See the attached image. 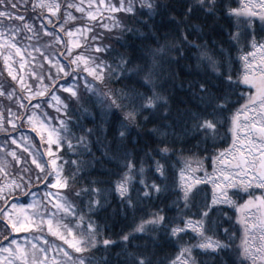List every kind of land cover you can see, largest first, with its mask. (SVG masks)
<instances>
[{"label": "snow or ice", "instance_id": "snow-or-ice-1", "mask_svg": "<svg viewBox=\"0 0 264 264\" xmlns=\"http://www.w3.org/2000/svg\"><path fill=\"white\" fill-rule=\"evenodd\" d=\"M28 3L32 4L33 11L40 10L38 18L43 17L45 10L48 13L47 18L41 19L40 30L28 23L24 16L7 10L9 7L12 9L23 7L27 10ZM0 6H2L0 19L22 22L15 28L9 27L10 36L0 32V38H3L0 48L15 49L16 55L21 56V49L16 44L17 35L24 31L32 33L38 39L42 30L44 36L51 38L47 47L50 49L54 44L61 45L64 50L60 55L68 61V64H64L59 56L49 55L45 49L36 48L35 51L40 53L43 62L50 67L44 70L41 64L40 74H36V69L33 67L32 76L40 82L33 87L25 83L23 76L14 74L13 69L9 67L11 53L4 57V67L8 75L14 82L19 83L24 95L17 98L14 96V89L5 91L0 86V96L17 101V111L13 113L9 109L7 126L0 119V134H3L0 154L4 157V160L0 161V173L7 176L9 164L19 170L18 179L14 178L0 184V220L7 225L4 233H0V253L5 254L0 258V264H93L92 259L84 254L92 253L94 249L99 250L100 229L92 221L88 222L86 230L83 228L84 215L77 216L75 201L69 200L68 192L63 191L70 188L69 177L64 175L62 166L58 164V160L61 159L58 153L67 139L65 133L69 130L68 125L63 119L54 122L47 114L39 115V110L47 103L58 113L67 115L68 98H71L74 103L87 111V105L92 101V97H96L95 103L101 106V125L107 123L105 117L116 116L114 110L119 111L123 116L117 129L119 141L111 151V156L108 151L103 154L102 161L104 159L123 161L122 167L127 171L116 183V191L121 203L126 204L133 211L136 210L137 202L128 194L134 175L143 185V188L138 190L139 194L151 200L155 193L156 199H160L161 195L169 190L166 157L170 148L165 144L156 153L160 156V159L155 160V172L159 176V181L153 180L149 184L144 178L143 166L137 170L135 159L123 151L122 143L129 134V127L138 124L140 115L155 109L159 100L167 103L161 94V81L165 76L164 65L167 64L169 69L173 64L179 65L185 56L186 43H190L189 36L183 35V39L172 46L161 45L157 38L154 41L156 47L146 46L134 62L122 54H113L111 46L103 43V34L97 33V27L108 32H112L116 27H123L120 18L116 16L108 17L116 21L113 25L103 23L104 12L130 14L134 19L147 16L148 20L143 22L147 25L157 10L167 7L166 5L156 3L155 0H119V2L87 0V4L84 0H80L79 3L69 2L64 5L54 3L52 0L48 2L27 0L23 5L15 0L11 2L0 0ZM62 7L75 9V12L81 14L76 17L68 12L65 16V22L79 20L80 26L73 25V30H69L60 25L56 32L49 31L45 27V19L50 24L51 18L56 17ZM184 7L185 20L190 19L197 11L203 10L208 15H215L217 10L224 8L227 16L235 18L237 23V30L229 32L227 47L221 46L218 51L214 50L209 54L202 46H196L201 48V57L207 59L212 74L189 84L193 103L185 112L191 123V128L188 130L202 134L207 140L209 137L215 139L220 134V130L227 126L232 136V144L218 156L213 157V174L211 176L206 174L204 180L196 179L195 183L211 181L214 191L221 190V199L214 195L213 205L225 203L236 207L233 198L243 200L244 196L241 195L243 192L250 199H247L238 211L243 212L244 209L252 207L254 201H259L258 207L264 208V192L256 196L250 191L252 188L264 190V41L257 39V28L259 33L264 35V0H256L255 3L252 0H240L238 5L225 4L224 0H193V3L185 4ZM170 22H176L177 27L182 23L176 21L175 16L171 17ZM239 25H247L251 32L247 29L241 32ZM127 31L132 32L133 29L129 28ZM58 32H63L68 40L65 41ZM31 38L33 37L30 36L29 39ZM73 49H81V51L74 53ZM20 68H24L23 63L20 64ZM52 68L56 69V75H52ZM43 71L48 72L47 77L43 75ZM61 74L64 78H70L65 79L64 84L59 83ZM173 75L171 71L168 72L169 78ZM113 80L123 83L124 87L118 90L112 88L110 85ZM80 81H83L82 90ZM58 91L68 93V97L61 98L57 95ZM83 93L88 94L87 98H84ZM44 97L47 98L39 99ZM25 100L27 103L24 102ZM52 101H55V104ZM17 120L20 124L16 123ZM22 125H27L30 131L40 138L41 143L46 144L45 152H41L40 148L34 145L35 137L20 133V138L17 139L16 132ZM96 134L94 129H87V132L79 138V143L87 146L86 140H90L91 136ZM68 147L72 148L70 141ZM237 152L239 155H236ZM228 156L232 157L231 160ZM9 157L10 161L7 159ZM73 164H77L79 168L78 161L74 160ZM218 164L223 166L216 167ZM71 179L75 180V175ZM98 185L99 181L93 180L88 186L75 191V196L82 198L81 202L87 197L89 211L104 207L101 202L103 189ZM181 188L182 196L173 202L177 208V216L169 217L161 208L153 212L149 218L142 219L134 229L139 233L154 232L157 239L162 238L160 235L162 233L167 243L178 245V251L174 258H169V264H201L196 259L198 253L194 252L197 248L215 264H247L249 260L251 264L264 262V215L257 218L253 214L251 217L244 216L237 220L244 232V239L240 245H237L235 241L238 238V230L234 227L224 228L222 237L214 231L219 226L211 220V206L204 205V210L196 219L189 217V212L186 210L195 207L197 193L192 191L193 184L185 180L183 171ZM228 188L236 191L229 193L225 191ZM18 195L27 199L21 202L16 199ZM180 199L183 201L182 204L179 202ZM69 216L74 218L76 227L67 220ZM8 228L12 233L32 230L43 233L46 229L48 235L62 241V244H54L45 236L42 240L43 246L28 241L27 243L31 245L29 250L20 246L17 239L11 238ZM189 231L195 234V237H189V240L198 237L197 242L191 246L184 244ZM257 234L259 242L253 248L248 241L249 238L256 240ZM129 239L130 234L122 236L124 242H128ZM5 241L8 242L7 246L4 244ZM102 243L104 250L107 251L114 241L103 238ZM63 245H67V248ZM68 249H72L77 255L74 256ZM50 252L53 253L51 257ZM127 264H153V260L145 253L136 252L130 254Z\"/></svg>", "mask_w": 264, "mask_h": 264}, {"label": "trees", "instance_id": "trees-1", "mask_svg": "<svg viewBox=\"0 0 264 264\" xmlns=\"http://www.w3.org/2000/svg\"><path fill=\"white\" fill-rule=\"evenodd\" d=\"M15 2L23 5L27 3V0H15ZM59 2L61 5L66 4L65 0H59ZM155 2L167 7L158 9L147 25L143 23L148 20L147 16H139L134 19L130 14L120 13L118 17L123 27H116L112 32L105 35L103 43L111 46L113 54H122L135 62L136 57L143 53L146 46L149 48L156 47L154 41L157 38L161 45L172 46L182 40L183 35L187 34L189 36L190 43H186L185 56L179 65L173 64L170 69L167 64L164 65L165 76L161 81V94L167 100V103L164 100H159L155 109H150L145 114L140 115L138 124L129 127V134L122 143L123 151H126L135 159L137 170L143 166L145 170L144 178L149 184L153 180L159 181V176L155 172V160L160 159V156L156 153L167 144L170 148V152L166 157L169 190L163 193L160 199H156L154 193L152 199L148 200L142 194H139L138 190L143 188V185L139 183L137 176L134 175L128 194L131 195L133 201L137 202L136 210L133 211L126 204H122L121 198L116 191V183L123 178L124 172L127 171L122 167L123 161L115 159H104L102 161L103 154L108 151L109 156H111V151L117 146L119 141L117 129L119 122L123 120L122 114L114 110L116 111V116L105 117L107 123L101 125V106L95 103L96 97H92V101L87 105V111L69 98L68 114H63L61 117V119L65 120L69 130L65 133L67 139L64 141L63 148L58 153L61 157L58 160V164L62 166L64 175L69 177L70 188L66 189L68 199L75 201L77 216L84 215L83 228L85 230L89 221H92L100 229L101 243L99 250L94 249L92 253L84 254L92 259L93 264H127L130 254H135L136 252L148 255L153 260V264H169V258H174L179 246L174 243H167L162 233L160 234L162 238L157 239L154 232L139 233L134 231V229L142 219L149 218L153 212L161 208L165 210L164 214L167 216H177V208L173 205V202L182 196V171L185 180L193 179L192 191L197 193L194 201L195 207L186 210L189 212V217L196 219L198 214L204 210V205H209L212 209L210 212L211 220L219 226L214 231H217L219 236H223L224 228L234 227L238 230L236 244L240 245V240L244 239L243 229L237 223V220L240 217L247 216V211L244 209L243 212H240L238 208L250 197L241 192V195L244 196L243 200L233 198V204L237 205L236 207L229 204L213 205L212 200L214 195L216 196V192L212 186L208 183H195L196 179H205L206 174L211 176L213 173V157L218 156L221 151L231 146V133L228 132L226 126L220 130V134L215 139L209 137L206 140L202 134L188 130L191 128V123L185 115V112L193 103L189 84L212 74L207 59L201 57V48L196 46H202L209 54H212L214 50L218 51L221 46L227 47L229 32L237 30L236 19L229 18L226 9L221 8L217 10L215 15H208L201 10L195 12L190 19L185 20L183 13L186 8L184 5L193 3V0H155ZM224 3L238 5L240 0H224ZM137 9H139V5H137ZM7 10L13 14H17V12L23 14L26 20L33 24L37 30L41 28V19L46 18L47 15L43 13V17L38 18L40 17V10L33 11L31 3H28L27 10L23 7L18 9L9 7ZM65 10L62 7L59 13L62 15ZM69 10L72 11V9ZM61 15L58 14L54 18L52 17L50 24L45 19V27L49 31L56 32L60 25L59 22L64 19ZM173 16H175L176 21H182L179 27H177L176 22H170ZM8 21V19L2 18L0 19V24L2 22L4 26L8 27L7 24L10 25L12 23ZM12 21L16 22V20ZM20 22L17 25L22 23ZM256 25H259L258 20ZM129 28L133 29V31H127ZM239 28L241 32L245 29L251 32L247 25H239ZM58 34L67 41L63 32H58ZM39 38L41 40H35L33 42L34 45L44 41L41 31ZM257 39L261 41L264 39V35L259 33L258 28ZM63 50L61 45L56 44L46 51L49 54L59 56L64 64H68L66 58L60 55ZM233 56H236L235 52ZM2 66L0 60V70ZM169 71L174 74L172 78L168 77ZM43 75L47 77L48 74ZM52 75H56V73L52 71ZM65 79L70 78H64L62 75L59 83L64 84ZM73 83L75 82L73 81ZM8 84L10 88L16 87L15 83L9 82ZM79 84L81 87L80 82ZM97 86L99 87V85ZM110 86L118 90L123 88L124 84L113 80ZM15 92L19 97L24 95L18 89H15ZM83 96L87 98L88 94L83 93ZM24 102L27 103V100ZM9 109L16 112L17 104L0 97V116L3 114L5 120L9 117ZM0 118L4 117L1 116ZM16 123L20 124V121L17 120ZM125 123L127 122L125 121ZM89 128L94 129L97 134L92 135L90 140H86L87 146H85L79 143V138ZM102 128L105 130L101 131ZM20 133L35 137L34 145L39 147L41 152H45V145L41 143L36 133L30 131L27 125L20 126L19 131L16 132V137ZM69 141L72 144L71 149L68 147ZM0 143H3V134H0ZM45 159L47 160L46 155ZM10 160L11 158H8V161ZM74 160L79 162V168L77 164H73ZM18 175V168H13L9 164L7 176L18 179ZM73 175H75V180L71 179ZM93 180L99 181L98 186L103 189L101 202L104 207L89 211L87 197H84L83 202H81L82 198L76 197L75 191L88 186ZM234 191L236 189L229 191V193ZM250 191L256 196L264 192L256 189H250ZM16 199L23 202L27 198L18 195ZM179 202L182 204V199ZM70 222H72V226L76 225L74 218ZM6 227L7 225L4 224L3 220H0V233H4ZM8 232L11 234V238L19 236L12 233L10 228H8ZM125 234H130L128 242L122 240V236ZM189 237H195V234L189 231L188 236L184 239L185 245L191 246L197 242L198 237L192 240H189ZM103 238H109L114 241L113 244L109 245L107 251L104 250ZM6 243L8 242L5 241L4 244ZM194 252L198 253L196 259L201 264H215L211 258L205 257L200 252V249H194ZM257 264H264V262L258 261Z\"/></svg>", "mask_w": 264, "mask_h": 264}, {"label": "rangeland", "instance_id": "rangeland-1", "mask_svg": "<svg viewBox=\"0 0 264 264\" xmlns=\"http://www.w3.org/2000/svg\"><path fill=\"white\" fill-rule=\"evenodd\" d=\"M65 1H66V3H69V2L79 3L80 2V0H65ZM37 2H39V0H37ZM45 2H48V0H45ZM52 2L60 3L59 0H52ZM84 2H85V4H87V0H84ZM94 2H95V0H94ZM117 2H119V0H117ZM252 2L255 3L256 0H252ZM68 12H71L76 17H79L81 14L78 13V12H75V9H72V11L69 10V9H66L62 15L59 12L57 13V16L59 14V15L64 17L63 21L59 22L60 25H63V27H65V29L73 30V25H75L76 27H79L81 21H79V20H68L67 22H65V16L67 15ZM44 13L47 14L46 15V18H47V16H48L47 11L45 10ZM119 14L120 13L113 14V13H109V12L105 11L104 12V18H103V23L108 24L109 26L113 25L114 23H116V21H114L113 19H109L108 17H111V16L118 17ZM19 15L23 16V14H19ZM8 22H12L10 25L7 24L8 27L4 26L2 24V22H1V24H0V32H4L7 36H10L11 33L9 31V27L15 28L16 26H18L17 24L20 21L16 20V22H13L12 20H9ZM28 23H29V21H28ZM96 31H97V33H102L104 39H105V35L110 33L108 31H106L105 29H102V28H99V27H97ZM41 34H42V38L44 39V41L38 42L37 45L33 44V42L35 40H37V38H35V36L32 33L23 32L22 31V32H20L17 35L16 44H17V47L21 49V56H23V60H21V56H17L16 55L15 49L0 48V60H1L2 65H3L1 70H0V86H2V88L4 90L12 91L13 89L14 90L18 89L20 92H22V89L20 88L19 83L18 82H14L11 79V77L8 75L7 70L4 67V57L6 55H8L9 53H11V56L9 58L8 64H9V67H11L13 69V73L17 74V75H20V76H23L25 83L30 85V86L34 87V86H37V85L40 84V82L38 80H36L32 76L33 67H35V69H36V74H39L42 71L41 64H43V69L44 70L48 69L50 66L47 63L43 62V58L40 56V53L35 51V49L36 48H43L45 50L49 49L47 47V45H48V43L51 40L50 37H46V36L43 35V31L42 30H41ZM30 36H32L33 38L29 39ZM64 36H66V35H64ZM66 38L68 40L67 36H66ZM38 39L41 40V38H38ZM263 41H264V39H263ZM2 42H3V38H0V43H2ZM55 45L56 44H54L53 46H55ZM73 51H77L78 52V51H81V49H79V50L78 49H73ZM49 55H52V54H49ZM21 63L24 64V68L23 69L20 68V64ZM51 70L54 73H56V69L55 68H52ZM43 74L47 75L48 72L47 71H43ZM89 79H91V78L89 77ZM9 82L15 83L16 87L15 88H13V87L10 88L9 84H8ZM80 83L82 85L80 87L81 90H82L83 89V81H80ZM57 95H59L62 98L68 97V93L63 92V91H58ZM14 96L17 97V98L19 97V96H17V93L15 91H14ZM0 97L1 98L4 97L6 100H9L11 102H15L17 104V101L15 99H9L6 96H0ZM39 99H42V98H39ZM35 102L36 101H33V103H35ZM52 103L55 104V101H52ZM45 114H47L52 119V121H54V122L59 120V119H61V117L63 116V113H58L54 107H49V105L47 103L43 104L42 108L39 110V115L43 116ZM1 116L4 117V118H2V120L4 121L5 126H6V123H7V120H8L9 117L7 118V120H5V116L3 114ZM19 138H20V135L17 136V139H19ZM44 145H45V149H46L47 146H46V144H44ZM17 151H19V150L17 149ZM231 158H232L231 156H228L229 160H231ZM3 160H4V157H3L2 154H0V161H3ZM216 167H220V166H216ZM1 176H3V177H1ZM11 179H14V177H8V176H5L2 173H0V180H2V182H0V184H3L6 181H9ZM192 180L193 179L190 178V180H188V182L192 183ZM194 180H195V178H194ZM202 180H204V179H202ZM197 184H200V183H197ZM208 184L214 187V185L211 183V181H209ZM252 189H256V188H252ZM256 190H261V189H256ZM50 191H55V190H50ZM63 191H66V190H63ZM262 191H264V190H262ZM216 197L218 199H221L220 194L216 195ZM217 204H221V203H217ZM223 204H225V203H223ZM258 206H259V201H254V205L252 207L245 209L247 211V216L251 217L253 214H255V216L257 218H259L261 215H264V208H259ZM72 218L73 217L69 216V217H67V220L70 222V220ZM240 218H242V217H240ZM73 227H76V225L73 226ZM15 234L19 235L17 238H15V239H17L18 244L20 246H22V247L28 248L29 250H31V245L29 243H27L28 241H32L33 243H36L39 246H43L42 240H43V238L45 236L47 237L48 241L54 242V244H62V241L57 240L55 237H52L51 235H48L47 232H46V229H45V232H43V233L37 232L35 230H32L30 232H19V233H15ZM38 236L41 237V239H35V237H38ZM241 242H242V240H240V244H241ZM248 242L254 248L255 244L259 242L258 234H257L256 240H253V239L249 238ZM7 244L8 243H6L5 246H7ZM63 246L65 248H67V245H63ZM68 251L71 252L74 256L77 255L76 253L72 252V249H68ZM4 255L5 254L0 253V258H3ZM52 255H53V253L50 252L49 256L51 257ZM248 264H251L250 260L248 261Z\"/></svg>", "mask_w": 264, "mask_h": 264}, {"label": "flooded vegetation", "instance_id": "flooded-vegetation-1", "mask_svg": "<svg viewBox=\"0 0 264 264\" xmlns=\"http://www.w3.org/2000/svg\"><path fill=\"white\" fill-rule=\"evenodd\" d=\"M239 147V146H238ZM236 155H239V152L236 153ZM218 166L222 167L223 165H219ZM213 174V173H212ZM212 188L214 189V187L212 186ZM231 190H234L233 188H228V189H225V191H231ZM220 189H216L215 192H216V195H219L220 194Z\"/></svg>", "mask_w": 264, "mask_h": 264}]
</instances>
